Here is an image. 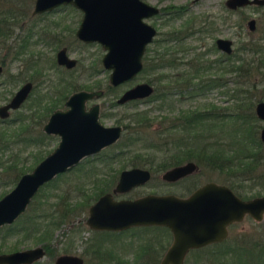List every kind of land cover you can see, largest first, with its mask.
Wrapping results in <instances>:
<instances>
[{
	"label": "rangeland",
	"instance_id": "1",
	"mask_svg": "<svg viewBox=\"0 0 264 264\" xmlns=\"http://www.w3.org/2000/svg\"><path fill=\"white\" fill-rule=\"evenodd\" d=\"M35 0H0V12L6 11L10 8L12 13L7 12L9 18L17 19L11 26V35L5 41L8 46L15 45L16 40L14 37L18 35L20 31L21 36L27 34L30 30L33 31L31 44H29L28 51L36 52L38 54H45L41 65L44 68V75L40 77V83L38 89L32 92L30 99L26 102V105L22 107L20 113L26 116V121L29 124L34 125L35 109L34 104H37L38 93L42 96L44 102L50 101V99H56L57 95L54 93L55 83L61 76H66L68 79H72L77 87L81 86H94V80L100 81L101 88L104 89V93L101 96H93L89 99L88 104L91 102H99L101 106V121L106 125L116 124V118H121L125 114H134L137 112L146 111L150 119H152V125L148 129H143L136 132L137 128L131 125L128 130L122 133L120 139L111 147L106 148V152L112 153L121 151L122 155L115 158L113 166L120 170L121 168L141 167L147 168L151 172L150 179L141 185L133 187L130 191L116 194L117 197H134L147 192L156 193H175L178 195H185L189 192V187L192 183L197 186L208 180H215L217 182L224 181L226 172L213 170L210 167L196 162L198 164V170L191 173L187 178H183L178 181H164L161 178V173L164 169H160L158 164L167 162V168H170L174 163L176 156H180L183 150H193L198 154V151L209 154L211 150L224 149L226 151L235 149L239 145H243L248 142V138L245 137V131L251 125L250 121H243V125L240 126V122L236 117L231 115L218 116L217 118H210L203 121V123L192 124L189 128L171 129L169 132L159 134L158 128L165 126L169 121L176 116L181 110H188L192 108H202L205 104L217 106V107H230L238 105L236 102L243 99L246 96L245 89L247 86L246 77H232L233 74L228 73L225 75L226 84L211 87L203 94L195 97H186L183 95L179 97L177 92H173L165 99L155 100H129L125 103H117L112 108L110 103L118 99L124 90L135 83L147 82V78H154L161 72V67L156 70H149L146 72L140 71L132 78L123 81L122 83L112 86L113 89L108 91L107 85L109 83L108 77L110 70L104 69L101 63L102 54L105 49L98 42H83L79 40L75 31L81 20L82 12L74 6L61 5L58 8L50 12L40 14L36 17H31V10L33 8ZM146 2L163 7L164 11L158 15L150 17L148 22L153 24L157 28V35L155 41L148 45V58H153L156 52L159 51V40L163 39L164 33L171 31L172 29L180 28L186 24H192L193 33L188 34L184 39L180 41V52L178 55L184 56L183 60L187 58L196 57V55L202 54L204 58L212 60L218 58L223 53L215 46V39L217 37H227L233 41V53L228 57L225 56L226 65H231L232 62L238 64L237 55L242 57L248 56L246 52L238 50L242 43L249 39L260 38L264 33V6L248 5L234 11H228L225 6V0H145ZM14 13V14H13ZM255 18L256 25L253 30L248 28V19ZM10 19V22H13ZM33 24H35L33 26ZM32 27V28H31ZM201 28V29H199ZM10 29V28H9ZM54 35L58 39L54 38ZM47 36V37H46ZM18 39V38H17ZM44 39L50 40L49 44L44 42ZM55 40H59V43H55ZM62 46H66L69 56L77 59V64L73 68H65L64 66L53 65L50 67L51 59H54L56 51ZM176 47V49H177ZM175 49V48H174ZM174 52L177 53V50ZM173 50V48H172ZM11 53L13 48L9 50ZM4 51L0 52L3 54ZM9 58V57H8ZM8 61L7 72L0 76V104L7 101L12 93L17 89V83L9 82L8 75L15 74L16 72L25 71L26 61L22 59ZM97 61V62H94ZM29 64V62H28ZM97 65V72L90 75L93 67ZM183 66V65H181ZM179 67V70L182 67ZM10 67V68H9ZM30 67V66H29ZM34 67H30L33 69ZM167 72L177 71L176 67L167 68ZM216 70L212 68V71ZM163 71V70H162ZM260 73H256L251 79H259ZM250 79V78H249ZM52 81V83H51ZM251 83V81L249 82ZM154 87V86H153ZM154 92V90H153ZM152 92V93H153ZM151 95V94H150ZM149 95V96H150ZM254 98V106L256 102L264 100V87L262 85L256 86L252 93ZM258 97H262L259 99ZM43 101L40 104H43ZM57 101V100H56ZM58 102V101H57ZM62 104L58 105L60 107ZM235 105V106H236ZM253 106V111L254 110ZM34 112V113H33ZM145 113V112H144ZM17 113H12L11 118L16 117ZM125 119V118H124ZM171 122V121H170ZM256 124L258 125V136L260 138V129L264 125V120L260 119L256 115ZM10 125V124H9ZM133 126V127H132ZM31 127V126H30ZM13 129V128H11ZM34 127V131H35ZM141 136L136 142L128 140V138H135ZM137 137V138H138ZM261 140V139H260ZM58 142V137H55L52 142L49 141L48 145H45V149L42 151V155L45 156ZM126 142H129L128 145ZM36 147H25L23 144L15 143L12 149L4 152V157L13 156L14 153H20L19 156L27 155L34 152ZM22 150V151H21ZM139 155H137V151ZM205 150V151H204ZM170 151V153L168 152ZM36 152V151H35ZM126 158V159H123ZM97 159V158H94ZM85 160V159H84ZM90 160V158H89ZM174 160V161H173ZM190 160V159H189ZM187 160H184L185 162ZM34 160L25 162V166H33ZM88 162L89 168H102L106 170L109 166L98 160ZM182 162V163H183ZM123 164L125 167H122ZM152 166V167H151ZM153 168V169H152ZM30 171V169L28 170ZM90 172V171H89ZM2 173V172H1ZM3 174V173H2ZM104 174V173H103ZM103 174H98L101 176ZM264 174V158L263 163L259 167L258 171L253 175L256 180H247L243 185L253 184V188L250 192H259L258 195H264V187L257 179V176ZM82 175L81 171L76 170L65 171L59 178H55L50 185L44 186L36 194L34 199V205L44 197L45 193L63 190L71 185L72 182L78 180V176ZM105 175V174H104ZM119 176V174H118ZM82 177V176H81ZM93 177H87L86 184L91 186L89 182ZM118 179V178H117ZM264 181V180H263ZM16 183L9 182L0 185V195L8 192ZM250 194V193H248ZM1 195V196H2ZM0 196V197H1ZM33 207V205H32ZM87 212L81 215L79 219L85 218ZM83 230L79 236L73 237L72 243H67L68 239L63 237V231H68L70 224H63L61 229H57L54 233V237L51 240L53 250L49 254L48 252L37 260L43 264H54V259L57 255L63 252H75L84 253L85 241L88 238L99 237L100 234L92 232L87 225L83 222ZM85 227V228H84ZM4 229L0 231V242L2 243V250L9 252L17 249L32 247L39 243L35 237H23V234H12L3 238ZM264 237V216L262 220L257 221L246 216L240 222L233 223L229 227L228 237L217 244L207 246V248L198 252H188L184 264H247V260L250 257L242 255L239 257L238 251L235 248L238 241L242 238L251 236ZM104 242L113 244L111 248L112 257L111 262L106 264H127L128 261L138 264L148 262L149 264H159V260L171 241V233L167 234L159 228H132L126 232H121L115 235L102 236ZM148 238H152L155 249H151L145 252L143 256H136V252L142 242H146ZM236 241V242H235ZM216 243V242H215ZM161 244H166L165 249H160ZM233 245L231 248L230 246ZM86 255V259H87ZM251 263V262H250ZM33 264V263H31ZM252 264V263H251Z\"/></svg>",
	"mask_w": 264,
	"mask_h": 264
},
{
	"label": "water",
	"instance_id": "2",
	"mask_svg": "<svg viewBox=\"0 0 264 264\" xmlns=\"http://www.w3.org/2000/svg\"><path fill=\"white\" fill-rule=\"evenodd\" d=\"M60 4H72L83 11L76 36L85 42L96 41L105 49L101 63L103 68L110 70L111 84L122 83L141 71L146 45L156 34V28L142 18L157 13V6L142 0H35L34 12L50 10ZM225 4L234 9L262 6L264 0H225ZM255 22L253 17L248 20L250 30L255 28ZM216 44L226 53L233 50L230 38L217 37ZM57 60L67 67L76 61L67 55L65 47L58 50ZM29 88L30 84L26 83L7 104L0 106V115L6 116L8 107L18 106ZM153 90L151 83L139 82L126 89L117 101L144 98ZM101 93L102 90L75 91L66 101L70 108L56 110L50 116L44 128L58 133L60 141L0 197V227L13 223L42 185L119 138L120 125H104L99 121L98 103L87 111L84 109L86 99ZM254 110L264 120V100L256 102ZM260 139L264 143V125L260 129ZM197 170L198 164L188 160L164 170L161 178L175 181ZM151 175L147 168L122 169L115 186L88 206L83 221L91 229L110 231L132 226H166L171 232V241L159 264H184L191 249L227 238L230 224L240 222L246 215L257 221L264 216V195L242 198L227 184L214 180L205 181L187 195L147 192L135 197H115L146 183ZM44 255V247L37 244L0 253V264H31ZM54 264H83V258L78 254L62 253L55 257Z\"/></svg>",
	"mask_w": 264,
	"mask_h": 264
},
{
	"label": "trees",
	"instance_id": "3",
	"mask_svg": "<svg viewBox=\"0 0 264 264\" xmlns=\"http://www.w3.org/2000/svg\"><path fill=\"white\" fill-rule=\"evenodd\" d=\"M8 11L12 13L10 8L6 9L4 12H0V37L6 36L9 32L8 26L10 24H14V21L16 22L18 19L9 18L6 15ZM10 19L13 22H10ZM192 27V24H186L180 28H177L175 31L172 29L167 33L168 37L170 38L169 40L171 41L172 39H175L177 44L188 34H191L195 31L192 29ZM2 42L3 41L0 40V44H2ZM158 43L160 44L161 40H159ZM21 45L24 46L22 43ZM21 45L18 46V50H16L17 52L20 51L19 47ZM238 50H241L243 53L246 52L249 54V57L237 55V60L239 61L238 64L232 62L231 65H226V62H223L221 59L222 55L219 56L220 59L209 60L200 54L196 55V57L194 56V58L190 57L187 58V60H183L184 56H180L179 58L177 55L175 56L174 45L170 44L169 47L166 48V53L160 52L159 49L153 58H148V56L145 55L143 58L144 66L142 71L146 72L151 69L156 70L158 67L160 68L163 66L177 68V71L170 72L166 75V77H168L166 83L161 82L159 74L154 78H147V81L154 85V92L144 100L165 99L173 92H177L179 97H182L183 95L186 97H195L197 95H201L209 88L218 85L216 78L210 76V72L212 73V68H215V71H221V73H215L217 75H223V73L226 71H236L237 75L241 77L244 76V78L246 77L245 79L247 86L245 92L247 93L243 99L236 101L239 102L238 105L235 104L236 106L217 107L205 104L202 108H196L194 110L192 108L188 110H181L177 114V119L175 118L176 116H174L170 120L171 122L169 121L167 125L158 128V130L159 134H165L171 129H177V126L179 129L189 128L192 124L203 123V121L206 119L217 118L218 116L220 117L223 115H231L236 117L237 121L240 122V126L243 125V121H250L251 125L245 131V137L248 138L249 141L245 142L243 145H239L235 149L229 151L224 149L211 150L209 154L200 151H198V154H196V151L193 150H183L181 155L176 156L175 161L173 160L174 163H170L174 165L181 163L184 160L194 159L197 163L200 162L213 170H217L218 172L224 171V173L226 172V176L222 182L229 185L239 196L248 198L260 194L259 192H250V189L255 186H253V184L258 182L249 184L248 188L247 185H243L244 183H247L244 181L256 180L254 179L253 175L258 171L259 167L263 163L264 158V143L258 136V125L255 122L256 115L253 111L254 98L251 97L256 86H259L260 84L264 86V33L262 36H260V38L249 39L242 43ZM180 66L182 68L179 70ZM93 68L97 69V65H94ZM256 73H260V80L251 79ZM250 81L251 83H249ZM73 87L74 85L69 83L67 87L64 86L58 90V93L63 91H71ZM108 88L113 89L109 85ZM258 98L261 99L262 97ZM144 112H137L135 115L129 114L127 116V130L131 125H134L136 128L140 127L136 129V132L141 130V128L148 129L152 125V119H150L146 111ZM137 137L128 138L126 141L131 140L136 142L141 136L138 138ZM126 143L128 144L129 142ZM139 151L140 150L136 152L137 155H139ZM168 152L170 153V151ZM120 155H122L121 151L108 153L106 150H102L94 156L83 158L76 166L69 169L76 170L77 172L81 171L82 175L78 176V180L72 182L70 186L64 188L63 190L58 189L57 191L45 193L43 195L44 197L37 203V205H34L33 198L37 197V194H35L28 204L26 210L13 223L0 227V231L2 229L5 230L3 233V238L14 233L23 234V237L25 238L35 237V239L41 243L50 254L53 250L51 240L54 237L55 231L57 229H61L63 224H70L71 226L69 230L63 231L62 233L63 237L69 240L66 242L72 243L74 240L73 237L79 236L84 226L83 219H79L78 222L75 221L78 218H81V215L84 212H87L88 206L95 199H97L99 195L110 191L114 187L120 170L113 166V162L115 161V158H118ZM94 160H98L104 164L109 163V167L106 170H103L98 167L89 168L87 163L84 164L86 161H92L91 164H93ZM120 165L125 167V165L121 163ZM158 166L160 169H165L168 167L167 162L160 163ZM64 173L65 172L58 174L55 178H59L61 174ZM98 174L103 175L98 176ZM17 176V172L8 171L5 174L0 172V183L6 184L9 182H14ZM90 176L93 178L90 179L89 182L91 183V186L88 187L86 184L88 181L85 179ZM55 178L45 183L39 190H41L46 185L52 184V182L56 180ZM257 179L259 180L260 184L261 182L264 184V174L257 176ZM196 186L197 185L195 183H192L188 188L189 192ZM132 228H159L162 229V231H164L166 234L167 232L170 234V231L166 226L158 225L133 226L121 231L91 230L95 234L99 233L100 236L98 238L91 237L84 240L86 243V250L91 254V259H89L88 264H106L111 262L110 257H112L111 248L113 247V244H108L111 246L110 248L104 242L102 236L119 234ZM217 243L220 242L212 244ZM1 245L2 243L0 242V252H2ZM207 246L208 245L200 248H194L189 252L202 251L203 249L207 248ZM165 247L166 244H161L160 249H165ZM230 247L232 248L233 245ZM151 249H155V246L152 238H148L146 242H142L140 248H138L136 252V256L141 257L145 255L146 251L149 252ZM235 251H238L239 257L242 255H245L248 258L250 257V260H247V264H264V237H254L253 235L246 238L241 237V239L238 241ZM33 264L43 263L35 261ZM114 264H119V262ZM127 264H138V262L136 263L134 261V263H131L128 261ZM141 264L149 263L143 262Z\"/></svg>",
	"mask_w": 264,
	"mask_h": 264
},
{
	"label": "flooded vegetation",
	"instance_id": "4",
	"mask_svg": "<svg viewBox=\"0 0 264 264\" xmlns=\"http://www.w3.org/2000/svg\"><path fill=\"white\" fill-rule=\"evenodd\" d=\"M142 1H145V0H142ZM35 2V1H34ZM146 2V1H145ZM148 3V2H147ZM150 4V3H149ZM61 5H68V4H60V5H57V6H55V7H53L52 9H50V10H45V11H42V12H34V4H33V8H32V10H31V14H30V16L33 18V17H36V16H38V15H40V14H43V13H46V12H50V11H52V10H54L55 8H58L59 6H61ZM70 5H72V4H70ZM153 5V4H152ZM72 6H74V5H72ZM155 6H157L158 8H159V11L157 12V13H155V14H153V15H151V16H149V17H143L142 19L144 20V21H146V22H148V20L147 19H149L150 17H152V16H155V15H158V14H160V13H162L164 10V8L163 7H160V6H158V5H155ZM225 6H226V4H225ZM247 6V5H246ZM257 6H261V5H257ZM262 6H264V5H262ZM75 8H77V9H79L81 12H82V16H81V20H82V17H83V11L80 9V8H78V7H76V6H74ZM242 7H245V6H242ZM242 7H237V8H234V9H231V8H229L228 6H226V8H227V10L229 11V10H236V9H238V8H242ZM165 12V11H164ZM252 18V17H251ZM81 20H80V22H81ZM249 20V19H248ZM80 22H79V24H80ZM149 24H151L150 22H148ZM79 24H78V26H79ZM35 24H33V26H34ZM153 25V24H152ZM255 25H256V22H255ZM154 26V25H153ZM9 27V26H8ZM155 27V26H154ZM10 29H9V32H8V34L6 35V36H2V37H0V40L1 41H3L2 42V44H0V52H2V51H4L3 52V54H0V68H1V70H0V76L3 74V73H5V72H7L8 70V68H7V65H9L8 64V61L7 60H9V61H13V60H20V59H22V60H24V61H26L27 63H26V68H25V71L24 72H22V71H19V72H16L15 74H9L8 75V81L9 82H13V83H19L18 85H17V89L12 93V95L9 97V99L7 100V101H5V102H3L2 104H0V106H2V105H4V104H7L12 98H13V96L15 95V93L21 88V87H23L26 83H29L30 84V88H29V90H28V92H27V94H26V96L22 99V101L18 104V106H16V107H8L7 108V114H6V116H1L0 115V172H2L3 174H5L6 172H8V171H11V172H17L18 173V176H17V178L15 179L16 180V182H17V180L20 178V176L23 174V173H25V172H28V170L30 169V171L33 169V167L39 162V161H41L48 153H50L57 145H58V143H59V141H60V135L58 134V133H54V132H48L45 128H44V126H45V124L49 121V118H50V116L56 111V110H61V111H67L69 108H70V106L69 105H67L66 104V101H67V99L69 98V96H70V94L71 93H73V92H75V91H78V90H81V89H84V90H89V91H94V90H102V93L99 95V96H101L103 93H104V89L103 88H101V86H100V81H98V80H94L95 82H94V86H81V87H77L76 85H75V83H74V81H72V79H68V78H66V76H61L60 75V77H59V79L57 80V82L55 83V85H53V87H54V93H55V95H57V97H56V99H50V101H46V102H44L43 100H42V96L43 95H40V93H38V100L36 101L37 102V104L35 105L34 104V111H35V114H36V116H35V121H34V125H32V124H29V122H27L26 121V116L25 115H23V113H20V109L22 108V107H24L25 105H26V102L30 99V97H31V95H32V92H34L35 90H37L38 89V86H39V83H40V77H42L43 75H44V68H43V66L41 65V61H43V56H45V54H38V53H36V52H32V51H28V47H29V44H31V40H32V37H33V35H32V33H33V31H29L27 34H24V35H22L21 36V34H20V31L18 32V35L16 36V37H14V39L16 40V42L14 43L15 45H13L12 47L11 46H8V45H6L5 44V41L7 40V38L11 35V30H12V28H11V26L9 27ZM32 28V27H31ZM78 28V27H77ZM156 28V27H155ZM177 29V28H176ZM176 29H173L174 31L176 30ZM77 30V29H76ZM157 28H156V34H155V36L157 35ZM168 33V32H167ZM167 33H164V38L163 39H161V43H160V45L162 46H160L159 47V49H160V52H163V53H166V48L167 47H169V45L171 44H173L174 45V48L176 49V47L177 46H179V45H177V44H179L180 42H178L177 44H176V41H175V39L173 40H169L170 38L168 37V34ZM75 35H76V31H75ZM155 36L153 37V39H152V41L151 42H154L155 41ZM47 37V36H46ZM77 37V36H76ZM18 38V39H17ZM54 38L55 39H58L57 38V36H55L54 35ZM78 38V37H77ZM79 39V38H78ZM79 40H81V39H79ZM50 40L48 39V40H46V39H44V42L45 43H47V44H49L50 42H49ZM81 41H83V40H81ZM59 43V40H55V43ZM83 42H85V41H83ZM94 42H96V41H94ZM151 42H149L147 45H146V48H145V51H144V53H143V56H142V61H143V66H144V60H143V58H144V56L146 55V56H148V54H146V51L148 50V45L151 43ZM21 43L24 45V46H22L21 45ZM86 43H88V42H86ZM232 44H233V41H232ZM19 45H21L20 47H19V49H20V51L19 52H17L16 50H18V46ZM101 45V44H100ZM215 46L217 47V44H216V39H215ZM63 47H65V49H66V53H67V48H66V46H62L61 48H63ZM10 48H13V51H12V53L9 51L10 50ZM61 48H59V49H61ZM218 48V47H217ZM58 49V50H59ZM174 49V50H175ZM177 49H178V51H177V53L175 52L174 54H175V56L177 55L178 56V58L181 56V54L180 55H178V53L180 52V49L177 47ZM176 49V50H177ZM58 50L56 51V53H55V55H54V59H51L52 60V62H50V67H54L53 65L56 63L57 65H60V66H64L65 68H73L76 64H77V59L75 58V64L73 65V66H71V67H67L65 64H60L59 62H58V60H57V52H58ZM218 50H220L223 54H222V57H221V59L223 60V62H226V61H224V60H226L225 58H223V57H225V56H229L230 54H232L233 53V50L230 52V53H226L225 51H222L220 48H218ZM104 54V53H103ZM103 54H102V56H103ZM67 55H68V53H67ZM69 56V55H68ZM9 57V58H8ZM69 57H71V56H69ZM183 57V56H182ZM73 58V57H72ZM102 58V57H101ZM214 59H220L219 57L218 58H214ZM28 62H29V64H28ZM34 67L33 69H30V67ZM10 68V67H9ZM167 68L169 69V67L168 66H163V67H161V72L159 73V76H160V79H161V82L162 83H166L167 81V79H168V77H166V75L167 74H169V72H167L168 70H167ZM95 69V68H94ZM105 69V68H104ZM142 69H143V67H142ZM142 69H141V71H142ZM108 70V69H107ZM163 70V71H162ZM98 70L97 69H95V70H92L91 71V73H90V75H92V74H94V73H96ZM140 72V71H139ZM217 72H219V73H221V71H212V73L210 72V76L211 77H213V78H216V82L218 81V85L220 84V85H222V84H226V80H225V75L226 74H228V73H231V74H233V76L232 77H237L236 75V71H232V72H229V71H226V72H224L223 73V75H217V74H215V73H217ZM136 75V74H135ZM239 76V75H238ZM241 77V76H240ZM257 80V79H256ZM258 80H260V78L258 79ZM108 81H109V77H108ZM142 82V81H141ZM144 82V81H143ZM146 82V81H145ZM148 82V81H147ZM51 83H52V81H51ZM69 83H71V84H73L74 85V87L72 88V90L71 91H63V92H60V93H58V90H60L61 88H63L64 86H66L67 87V85L69 84ZM139 83V82H138ZM150 83V82H149ZM120 84V83H119ZM136 84V83H135ZM134 84V85H135ZM108 85L109 86H116V85H113V84H111V82L109 81V83H108ZM108 85H107V90L108 91H110V90H112L111 88H108ZM118 85V84H117ZM153 85V84H152ZM218 85H215V86H218ZM260 85H262V84H260ZM133 86V85H132ZM154 86V85H153ZM215 86H213V87H215ZM131 87V86H130ZM130 87H128V88H130ZM264 87V86H263ZM113 88V87H112ZM128 88H126V89H128ZM125 89V90H126ZM124 90V91H125ZM67 92V93H66ZM148 97V96H147ZM147 97H144V98H136V99H139V100H144L145 98H147ZM92 98V97H91ZM90 99V98H89ZM89 99H86V101H85V103H84V109L87 111V110H89L94 104H96V103H98V119H99V121H101V114H102V111H101V106H100V104H99V102H91L90 104H88V101H89ZM136 99H131V100H136ZM58 102H57V101ZM43 101V104H40L41 102ZM129 101V100H128ZM125 102H127V101H125ZM125 102H123V103H125ZM117 103H119L118 101H117V99L115 100V101H112L111 103H110V106H111V108L115 105V104H117ZM60 104H62L60 107H58V105H60ZM120 104H122V103H120ZM12 113H17L16 114V117H14V118H11V114ZM34 113V112H33ZM129 114H125L123 117H122V119L121 118H116V124H114V125H120L121 126V133H120V136H119V138L116 140V141H114L113 143H110L109 145H107V146H105V147H103L101 150H99L98 152H96V153H94V154H91V155H89V156H94V155H96L97 153H99L100 151H102V150H105L106 148H109V147H111V146H113L119 139H120V137L122 136V133L124 132V131H126L127 130V124H126V122H127V116H128ZM125 118V119H124ZM102 122V121H101ZM103 123V122H102ZM10 124V125H9ZM104 124V123H103ZM104 125H106V124H104ZM31 126V127H30ZM34 127H35V131H34ZM11 128H13V129H11ZM55 137H58V142H57V144L54 146V148H52V150H50L45 156H43L42 155V151L45 149V145H48L49 144V141L50 142H52L53 140H54V138ZM17 144V143H20V144H23L26 148L27 147H30L31 149H32V147H36L37 149H35V151L34 152H31V153H28L27 155H24V156H19V154L18 153H14V154H12L13 156H9V157H4L3 155H4V152L5 151H8V149L10 148V149H12V147H13V145L14 144ZM22 151V150H21ZM117 152V151H116ZM86 157H88V156H86ZM34 160V162H33V166L31 165V167L30 166H25V162H27V161H29V160ZM191 160V159H190ZM182 163V162H181ZM178 164H180V163H178ZM174 165H177V164H174ZM174 165H172V166H174ZM76 166V165H75ZM171 166V167H172ZM102 169V168H101ZM122 169H124V168H121L120 169V171L122 170ZM165 170V169H164ZM120 173V172H119ZM188 175H185V176H183V177H181V178H179V179H177V180H175V181H178V180H181V179H183V178H185V177H187ZM119 177V176H118ZM118 180V179H117ZM117 180H116V182H117ZM164 181H166V180H164ZM167 182H169V181H167ZM172 182H174V181H172ZM220 183H223V182H220ZM116 184V183H115ZM224 184H226V183H224ZM229 186V185H228ZM197 187V186H196ZM196 187H194V188H196ZM193 188V189H194ZM192 189V190H193ZM191 190V191H192ZM190 191V192H191ZM189 193V192H188ZM187 193V194H188ZM236 193V192H235ZM237 194V193H236ZM186 195V194H185ZM256 196V195H255ZM251 197H253V196H251ZM243 198V197H242ZM248 198H250V197H248ZM246 216H249V215H246ZM245 216V217H246ZM244 217V218H245ZM251 217V216H250ZM243 218V219H244ZM252 218V217H251ZM255 220V219H254ZM234 223H236V222H234ZM233 224V223H232ZM232 224H230V225H232ZM230 225L228 226V230H229V227H230ZM90 230H93V229H90ZM42 245V244H41ZM43 246V245H42ZM44 247V246H43ZM44 249H45V247H44ZM4 251L2 250V252H0V253H3ZM84 254L85 255H83L82 253H75V252H63V253H73V254H78L79 256H81L82 258H83V264H88L89 263V259H91V254L89 253V251H87L86 250V243H85V247H84ZM47 253V250L45 249V254ZM60 254H62V253H60ZM86 255H88L87 256V259H86ZM163 255V254H162ZM45 256V255H44ZM162 257V256H161ZM161 259V258H160ZM55 260V259H54ZM37 261V260H36ZM160 261V260H159ZM34 263V262H33Z\"/></svg>",
	"mask_w": 264,
	"mask_h": 264
}]
</instances>
